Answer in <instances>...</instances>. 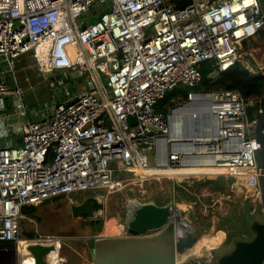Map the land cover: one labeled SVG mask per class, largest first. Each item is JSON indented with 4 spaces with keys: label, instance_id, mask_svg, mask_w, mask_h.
Wrapping results in <instances>:
<instances>
[{
    "label": "built area",
    "instance_id": "obj_1",
    "mask_svg": "<svg viewBox=\"0 0 264 264\" xmlns=\"http://www.w3.org/2000/svg\"><path fill=\"white\" fill-rule=\"evenodd\" d=\"M178 1L0 0V55L11 68L30 55L45 72L90 76L51 115L24 123L20 145L0 147V264H17L18 250L20 264H36L28 244L54 245L47 259L61 264V238L38 233L28 241L22 209L72 193L119 191L125 181L116 171L146 180L156 176L153 168H222L235 186L259 187L250 134L256 121L246 108L259 116L264 104L232 89L191 90L166 114L156 108L176 88L198 86L205 63L210 83L237 63L263 72L241 49L264 30V7L260 0ZM23 94L0 81V96H12L18 116L28 118ZM187 121L201 126L193 132Z\"/></svg>",
    "mask_w": 264,
    "mask_h": 264
},
{
    "label": "rangeland",
    "instance_id": "obj_2",
    "mask_svg": "<svg viewBox=\"0 0 264 264\" xmlns=\"http://www.w3.org/2000/svg\"><path fill=\"white\" fill-rule=\"evenodd\" d=\"M85 19H89V22L94 20L93 12ZM36 66L35 68L30 66L28 75L31 80L22 85L23 101L32 118L51 115L56 104L71 95L75 87L78 89L90 85L89 74L65 77L57 70L54 71V84H51V79L48 76L46 78L45 74L42 75L44 70L40 66ZM40 77L41 79H39ZM5 99L7 97L0 96L1 105L5 104ZM175 99L176 97L172 101ZM194 125L195 127H193ZM199 126L201 125L186 122L188 130L192 129L193 132ZM149 165L154 166L152 154L149 157ZM225 173V171H210L207 175L193 176L180 181L178 177L167 175H156L141 180L140 177L134 176L130 172L116 171L117 177L123 178L125 181L121 190L110 192L100 189L50 199L39 205L36 215L24 216L21 219L22 233L28 241L36 239L38 233L59 236L61 238L59 254L61 264H94L93 247L96 239L104 236L129 235L128 207L130 206L129 202L135 200L142 204L153 203L181 210L184 219L194 227L196 242L205 241L208 244L207 249H210L207 256L193 258L182 264L214 263L221 254L234 248V243L239 238L234 235V232H241L243 229L241 214L245 209H250V214L253 215L249 225L253 221H263L260 188L257 185L235 186L234 177L228 176L229 174L224 176ZM210 178L224 180L228 183V189L225 192L211 190V184L204 183L206 179ZM219 180L218 183H220ZM196 182L201 185L195 188V201H188L183 192L176 189V185L183 186L180 188L184 189L194 186ZM88 198L98 199V202L103 205V209L100 210H97L98 208L87 209L92 214L96 212V215L92 217L83 215L81 211L79 214L75 209L78 204ZM130 208L134 212V208L131 206ZM242 236L243 240H250L254 233L252 231L242 234ZM24 255H27V251ZM20 259L21 253L18 250L17 264H20Z\"/></svg>",
    "mask_w": 264,
    "mask_h": 264
},
{
    "label": "water",
    "instance_id": "obj_3",
    "mask_svg": "<svg viewBox=\"0 0 264 264\" xmlns=\"http://www.w3.org/2000/svg\"><path fill=\"white\" fill-rule=\"evenodd\" d=\"M264 7V0H260ZM73 76H75L73 74ZM105 85L107 80L104 79ZM248 121H256L251 138L257 141L255 158L263 213V221L250 225L254 236L250 240H237L234 248L221 254L210 264H264V107L259 116L255 107L248 105ZM13 122L27 121L15 112L9 115ZM131 122L136 119L131 117ZM92 203V205L90 204ZM103 206L96 199L88 198L75 207L77 213L89 215L88 206ZM128 232L126 236H104L94 242V264H176L178 253L185 252L197 240L194 227L177 208L153 203H138L134 212L128 207ZM54 245L28 244L26 250L35 258L36 264H52L47 257ZM200 264V263H194Z\"/></svg>",
    "mask_w": 264,
    "mask_h": 264
},
{
    "label": "trees",
    "instance_id": "obj_4",
    "mask_svg": "<svg viewBox=\"0 0 264 264\" xmlns=\"http://www.w3.org/2000/svg\"><path fill=\"white\" fill-rule=\"evenodd\" d=\"M190 2L191 0H179L178 5L183 6L189 4ZM210 70H211L210 63L203 64L202 65L203 79L198 86L194 88H186V87L176 88L174 91L166 95V97L157 106L156 110L166 114L168 106L173 104L172 101L173 98L175 97L186 98L188 92L191 90L210 92L215 90L232 89L239 91L246 101L254 100L257 103L261 102L262 104H264V73L263 72L249 74L246 70H244L242 64L237 63L230 70L222 73L221 78L217 82L210 83L209 80L207 79V75L210 72ZM218 180L219 179L216 178H210V179H206L204 183L211 184L210 189L213 191L225 192L228 189V183H226L222 179L221 181L219 180L220 183H218ZM199 185H201V183L196 182L194 186L185 187L184 189L180 188L183 186L179 187V185H176V189L181 190L188 201H195L196 200L195 188L198 187ZM38 208L39 205L25 206L22 209V213L24 216H34L36 215ZM241 217L243 221V223L241 222V225L243 226L244 224L243 229L241 230V232H234V235H237V237H239L238 240H243L242 234L245 233L248 234L249 232H252L249 223H251L253 215L250 214V209H245L244 212L241 214Z\"/></svg>",
    "mask_w": 264,
    "mask_h": 264
},
{
    "label": "crops",
    "instance_id": "obj_5",
    "mask_svg": "<svg viewBox=\"0 0 264 264\" xmlns=\"http://www.w3.org/2000/svg\"><path fill=\"white\" fill-rule=\"evenodd\" d=\"M241 50L252 54L255 57V63L258 67H264V30H262L257 36L243 42ZM36 65L37 64L30 55H23L15 61L14 68H11L5 61L4 57L0 55V81L6 83L11 88L17 86L22 88V85L26 81L31 80V77L28 75L30 66L35 68L37 67ZM44 74L46 75V78L48 76V78L51 79L50 83L55 81L54 72L43 71L42 75L44 76ZM39 79H41V77ZM76 90L77 88L75 87L74 91ZM5 97H7L4 101L5 104H0V147L20 145L22 143L21 132L24 123L38 120L45 117V115H41L35 119L30 117L28 113L27 121L13 122L9 119V115L16 112L15 99L12 96ZM20 129L21 131H19Z\"/></svg>",
    "mask_w": 264,
    "mask_h": 264
},
{
    "label": "bare ground",
    "instance_id": "obj_6",
    "mask_svg": "<svg viewBox=\"0 0 264 264\" xmlns=\"http://www.w3.org/2000/svg\"><path fill=\"white\" fill-rule=\"evenodd\" d=\"M185 127H186V124H185ZM193 127H195V125ZM190 130H192V129H190ZM210 171H225L226 172V170L222 169V168H189V169L188 168H185V169H169V168L154 169L153 168L150 170V173H154L157 176L167 175V176L178 177L179 179H183L187 175L188 176L193 175L194 177H201V176L209 174ZM237 173L239 175H241V172H237ZM241 176L246 183V181H248V176L247 175H241ZM97 202H98V199H97ZM98 203H100V202H98ZM129 203H130V206L133 208L135 205L138 204V202L135 200H131ZM88 208H98L97 210L103 209L102 206H99V205L96 207H92L89 205ZM177 210L181 211L178 208H177ZM89 215L92 217V216L96 215V212H94V214H92L90 211ZM57 247H59V246H57ZM207 248H208L207 242L202 241V240L195 242V244L191 248L186 250L185 252L178 253V257L176 259V264H182V263H185L187 260H192L193 258H197V257L199 258V257L204 256V255L207 256L210 253L209 252L210 249H207ZM53 256H54V258H56V254H53ZM32 262H33V260L29 259V258L25 260V264H32Z\"/></svg>",
    "mask_w": 264,
    "mask_h": 264
},
{
    "label": "flooded vegetation",
    "instance_id": "obj_7",
    "mask_svg": "<svg viewBox=\"0 0 264 264\" xmlns=\"http://www.w3.org/2000/svg\"><path fill=\"white\" fill-rule=\"evenodd\" d=\"M92 205V203H90Z\"/></svg>",
    "mask_w": 264,
    "mask_h": 264
}]
</instances>
